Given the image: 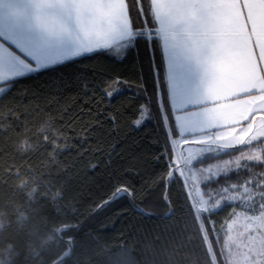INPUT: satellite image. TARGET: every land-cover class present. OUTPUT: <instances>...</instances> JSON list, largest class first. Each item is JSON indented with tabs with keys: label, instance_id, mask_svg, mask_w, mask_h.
<instances>
[{
	"label": "snow or ice",
	"instance_id": "6c2138e0",
	"mask_svg": "<svg viewBox=\"0 0 264 264\" xmlns=\"http://www.w3.org/2000/svg\"><path fill=\"white\" fill-rule=\"evenodd\" d=\"M145 59L138 81L114 71ZM193 64L200 93L184 82ZM0 113L16 132L48 119L70 180L90 200L104 190L93 215L119 205L117 218L143 217L133 197L163 189L155 177L183 192L199 174L210 264H264V0H0ZM222 207L231 222L217 252Z\"/></svg>",
	"mask_w": 264,
	"mask_h": 264
},
{
	"label": "trees",
	"instance_id": "16d2710c",
	"mask_svg": "<svg viewBox=\"0 0 264 264\" xmlns=\"http://www.w3.org/2000/svg\"><path fill=\"white\" fill-rule=\"evenodd\" d=\"M114 71L138 81L147 77L149 62ZM130 95L131 90L123 88L117 100ZM134 99L149 103L143 94ZM0 128L6 129L0 133V264H210L185 190L175 183L169 189L166 177H155L156 182L165 179L163 189L149 184L153 192L147 193L146 202L140 203L145 193L133 197L143 217L130 211L117 218L114 210L119 205L93 215L92 203L104 190L93 189L90 200L87 189L70 180L71 173L64 172L67 164L58 155L60 146L53 140L57 134L46 117L19 132L7 124ZM231 211L222 207L212 216L218 235L210 232L209 239L217 252ZM218 264H224L222 257Z\"/></svg>",
	"mask_w": 264,
	"mask_h": 264
},
{
	"label": "rangeland",
	"instance_id": "374dc122",
	"mask_svg": "<svg viewBox=\"0 0 264 264\" xmlns=\"http://www.w3.org/2000/svg\"><path fill=\"white\" fill-rule=\"evenodd\" d=\"M177 151L179 153V149ZM186 155H187V152L185 153V156ZM223 159H228V157L224 156ZM207 163H211V164L215 165V164L220 163V160H218V159H216V160L210 159ZM201 181H202V177H199V174H198V179L195 180V181L192 178H189L187 180V182H186V187L184 188V190H185V193L187 195V198H188L189 204L191 206V209L193 211V214L195 216V219H196V221H197V223L199 225L200 231H201V233H202V235H203V237L205 239L206 233H205L203 222L200 219L199 207H198L200 196H201L202 193L204 194L203 189L202 188L198 189V187H197L198 183H200ZM204 198L207 199V195L204 194ZM237 211H240V209H237ZM230 222H231L230 219H228L224 223L225 234H224L223 241H224L225 236L227 234V225ZM236 230L242 231V228L239 227V222L237 223V225L234 226V231H233L232 234H235ZM205 242L207 244V248L209 249V244H208V241L206 239H205ZM209 254H210V252H209ZM222 259H223L224 264H226L224 258H222ZM232 259H236L235 254L233 255Z\"/></svg>",
	"mask_w": 264,
	"mask_h": 264
},
{
	"label": "crops",
	"instance_id": "0c3cea01",
	"mask_svg": "<svg viewBox=\"0 0 264 264\" xmlns=\"http://www.w3.org/2000/svg\"><path fill=\"white\" fill-rule=\"evenodd\" d=\"M184 82L193 93L203 90V72L197 65L193 64L184 70Z\"/></svg>",
	"mask_w": 264,
	"mask_h": 264
}]
</instances>
